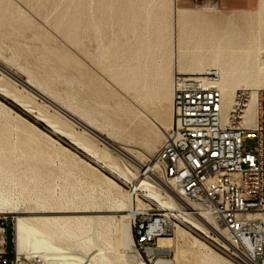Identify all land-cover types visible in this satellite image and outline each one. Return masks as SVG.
<instances>
[{
    "label": "bare ground",
    "instance_id": "obj_1",
    "mask_svg": "<svg viewBox=\"0 0 264 264\" xmlns=\"http://www.w3.org/2000/svg\"><path fill=\"white\" fill-rule=\"evenodd\" d=\"M179 2L180 0H71L57 24L58 28H65V34L71 40L76 39V29L83 25H91L97 34H103L109 23H116L125 34L133 33L136 37L134 41L129 37L122 41L117 36L110 45H106L100 39L101 56L110 61L108 72L122 88L133 90L139 96L142 94L144 99L168 102L170 112L167 122H157L163 137L173 122L174 79L179 72L186 75L217 72V84L223 91L224 113L231 107L236 90L253 89L254 102L258 92L264 89V0H259V8L255 14L258 25H251L246 32L240 28H220L205 17L198 6L184 7ZM71 8L73 11L69 14ZM243 15L254 18L250 12ZM176 23L180 24L183 34L191 30L192 37L184 42L183 52L177 58L173 56L176 52L173 55H165V52L159 55L158 52L170 43L169 31ZM22 68L28 73L26 82L30 87L53 106L56 105L77 118L83 125L105 134L109 140L103 141L108 146L83 138L64 115L51 114L43 109L37 111L35 106L1 81L0 94L11 98L38 122L66 138L112 175L131 184V187L124 190L125 197L119 198L113 196V193H107L108 204L95 205V198L91 194L94 189L87 195L80 191L85 182L83 176L67 161L58 172L53 169H49L47 174L42 172V168L47 167L54 156L62 155L65 146L53 145L51 149H45L36 144L30 135L16 139L11 122L0 121V215H11L14 218L15 247L21 264H173L171 260L162 257L152 261L144 255L145 251L136 246L135 219L150 211L166 216H182L206 237L212 238L215 233L230 245L222 227H218L203 210L185 202L169 181L160 179L154 173L157 163L152 153L158 147V133L148 143L147 151H137L142 157L148 155V161L140 163L130 155L132 149L114 144V137L119 138L123 134L120 121L108 115L102 123H98L95 115L72 101L64 100L48 81L38 79L32 69ZM0 69L21 81L2 65ZM0 107L10 108L1 99ZM128 109L119 100L113 113L115 116L124 115ZM19 118L45 134L53 144L57 141L56 137L26 117L19 114ZM110 147L125 155L130 162L125 161V167L122 166ZM85 162L98 170L90 162ZM64 173L67 181L74 179L73 191L70 192L67 185L58 193L52 185V179ZM99 173L111 185L122 189L112 176L101 170ZM15 189L18 190L16 197L12 193ZM144 191L149 199L160 202L157 209L142 202L140 193ZM45 213L90 214L51 216L44 215ZM163 218L167 220V217ZM113 226L120 232L117 243H120L121 249L117 257H111L108 252L112 244L110 234ZM186 233L189 232L178 226L175 236H159V248L147 250L150 253H167V248L174 245L176 238ZM200 244L204 245L201 241ZM223 247L228 248L226 245ZM220 260L212 252L203 255L204 264H219Z\"/></svg>",
    "mask_w": 264,
    "mask_h": 264
},
{
    "label": "rangeland",
    "instance_id": "obj_2",
    "mask_svg": "<svg viewBox=\"0 0 264 264\" xmlns=\"http://www.w3.org/2000/svg\"><path fill=\"white\" fill-rule=\"evenodd\" d=\"M70 2L71 0H0V65L12 71L23 80H26L28 73L22 66L32 69L38 79L48 81L64 100L72 101L86 112L95 115L98 123H102L108 115H112L123 126V134L119 138L114 137L115 143L113 141L110 142L118 147L122 145L132 149L130 155L140 161V163H146L148 155L142 157L138 155L137 151H147L148 143L153 138H156V133H158V147L152 153L155 155L154 153L157 152L156 150H158L164 140L157 126L162 121L167 122L170 112L169 104L167 101L144 99L142 94L141 97L139 96L140 94L135 93L133 90L127 91L110 76L108 72L110 61L101 56L99 49L100 39H103L106 45H110L117 36H120L122 41L127 39V37L134 41L136 37L132 32L125 34L120 31L118 24L109 23L106 26L105 33L97 34L91 25H83L76 29V39L71 40L65 34V28H58L59 18L66 11V7ZM179 3L184 7L198 6L197 8L205 14V17L215 22L220 28H228L229 30L240 28L246 32L251 25H258L255 14L259 8V0H254L250 5H235L232 7L222 5L219 7L214 0H180ZM209 8H218L219 10L214 11ZM72 11L73 8L69 10V14ZM247 12L252 13L254 18L243 15V13ZM180 28L179 23L171 27L168 35L171 41L166 45V48L158 52L159 55L164 52L165 55H173L176 52L173 56L177 58L183 52V44L192 37V32L191 30H187L183 34ZM0 81L17 94L23 96L24 99L35 106L37 111L43 109L51 114L64 115L69 119L73 129L83 138L93 143L106 144L108 146L98 136L63 114L58 108L2 69H0ZM0 99L10 107L6 109L0 107V121L9 120L11 122L14 138L17 139L30 135L29 137L36 144L45 149H51L53 145L56 147H66L61 156H54L51 163L47 167L42 168V172L47 174L49 173V169L58 172L65 161H67L79 175L83 176V181L85 182H82L83 188L80 191L84 195H87L94 189L95 192L93 191L91 194L95 198V205L108 204L106 203L108 194L113 193V196L119 198L125 197L124 190H129L131 184L112 175L108 169L93 161L66 138L53 133L43 123L38 122L35 117L23 110L11 98H6L0 94ZM119 100L123 105L129 107V109L126 114L115 116L113 109L116 108V102ZM19 114L46 130L53 137H56L57 141L55 144L45 134L20 119ZM102 135L106 136L105 134ZM256 145V137H248L244 142V147L247 150L254 149ZM111 149L122 166L125 167V161L130 162L125 155L114 148ZM85 160L97 167L98 170L85 162ZM99 170L112 176L120 183L122 189L120 190L118 187L111 185L104 175L99 173ZM154 173L160 179H163L158 168L154 169ZM73 181V178L67 181L66 174L64 173L52 179V185L56 187L58 193H60L63 186L67 185L69 187L68 190L72 192ZM12 193L16 197L18 190L15 189ZM144 194H146L145 191L140 193L142 202L157 209L160 202L153 201ZM154 213L156 211H150L146 216L153 215ZM83 214L90 213H45L44 215L76 216ZM8 218L6 232L8 240L7 250L9 255L12 256L15 221L11 215ZM179 220V226L186 229L189 233L177 237L174 245L167 248V253H150L147 250L143 252L146 257L152 261L162 257L171 260L173 264H204L203 255L206 252H212L221 258L219 264H241L238 257L233 254V248L225 243L221 237H218L215 233L211 236L212 238L206 237L184 218L179 217ZM110 235L112 244L108 252L111 257H117L121 249L120 243H117L120 232L113 226ZM172 235L175 236V231ZM200 241L204 245H201ZM223 245H226L228 248L223 247ZM153 248H159V244Z\"/></svg>",
    "mask_w": 264,
    "mask_h": 264
},
{
    "label": "built area",
    "instance_id": "obj_3",
    "mask_svg": "<svg viewBox=\"0 0 264 264\" xmlns=\"http://www.w3.org/2000/svg\"><path fill=\"white\" fill-rule=\"evenodd\" d=\"M218 80L217 72L176 74L173 122L154 157L176 193L224 229L241 264H264V89L254 102L253 89L236 90L224 113ZM248 137L257 138L252 150L244 147ZM179 217L139 215L134 222L137 248L147 251L158 245L159 236L172 235ZM8 221L0 216V264H21L14 227L13 255L7 250Z\"/></svg>",
    "mask_w": 264,
    "mask_h": 264
},
{
    "label": "water",
    "instance_id": "obj_4",
    "mask_svg": "<svg viewBox=\"0 0 264 264\" xmlns=\"http://www.w3.org/2000/svg\"><path fill=\"white\" fill-rule=\"evenodd\" d=\"M21 82L30 90H32L33 92H35L36 94H38L39 96H41L42 98H44L45 100H47L45 97H43L42 95H40L39 93H37L32 87H30V85L26 82V80L21 79ZM49 102V101H48ZM56 106V105H54ZM56 108H58L63 114H65L66 116H68L69 118H71L72 120H74L75 122H78L79 124H81L82 126H84L87 130H89L91 133H93L94 135L98 136L100 139L102 140H109L107 137L103 136L102 134H100L99 132H97L96 130H94L92 127L87 126V125H83L77 118H75L74 116H72L70 113H68L67 111H65L64 109L56 106Z\"/></svg>",
    "mask_w": 264,
    "mask_h": 264
},
{
    "label": "crops",
    "instance_id": "obj_5",
    "mask_svg": "<svg viewBox=\"0 0 264 264\" xmlns=\"http://www.w3.org/2000/svg\"><path fill=\"white\" fill-rule=\"evenodd\" d=\"M217 2L218 6L220 7L225 6V7H232L235 5H250L254 2V0H214Z\"/></svg>",
    "mask_w": 264,
    "mask_h": 264
},
{
    "label": "trees",
    "instance_id": "obj_6",
    "mask_svg": "<svg viewBox=\"0 0 264 264\" xmlns=\"http://www.w3.org/2000/svg\"><path fill=\"white\" fill-rule=\"evenodd\" d=\"M40 126H42V127H43V125H42V124H40Z\"/></svg>",
    "mask_w": 264,
    "mask_h": 264
}]
</instances>
